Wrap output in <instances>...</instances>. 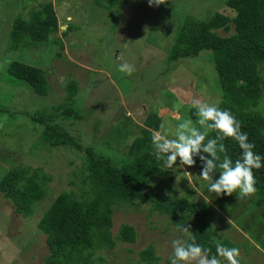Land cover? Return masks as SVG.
<instances>
[{
	"label": "rangeland",
	"instance_id": "obj_1",
	"mask_svg": "<svg viewBox=\"0 0 264 264\" xmlns=\"http://www.w3.org/2000/svg\"><path fill=\"white\" fill-rule=\"evenodd\" d=\"M219 1L129 0L117 10L118 2L108 8V0H0V78L10 63L24 61L48 71L49 89L42 98L24 83L6 86L0 81V107L20 114L17 121L8 125L10 128L0 132V177L14 167L40 168L52 177L51 182L44 184L45 200L36 206L30 219L15 214L10 201L0 194V264H42L49 252L46 237L37 231L35 221L59 193L72 191L77 195L82 187L84 154L60 147L49 152L44 143L36 145L37 133H31L32 123L22 113L43 111L54 99L62 103L66 84L74 80L80 90L79 99L84 105L89 104V112L74 125L78 132L73 128L68 133L82 146L98 145V138L103 137L105 141L101 142L109 140L112 149L123 153L128 140L139 135L144 112L156 113L161 126L170 133L182 119H191L187 111L183 118L175 111L171 94L188 107H194V100L218 104L220 85L208 56L183 60L176 69L166 57L183 15L200 20L215 12L232 15ZM46 2H51L59 25V32L51 38L60 43L50 41L36 49L8 51L13 21L17 17L28 19L33 9ZM67 27L70 30L64 36ZM56 53L60 55L56 57ZM125 63L134 69L130 75L119 71ZM261 67L264 69V64ZM245 87L249 89L245 91L247 97L260 98L256 110L264 117L261 81L254 78ZM162 132L161 127L157 133ZM169 138L174 137L169 134ZM152 155L153 161L168 171L163 179L169 190L162 192L161 186L154 184L151 193L178 199L193 189V198L206 202L214 215L223 220H212V224L223 239L239 249L240 263L264 264V219L259 216V208L250 207L255 192L245 197H237L235 192L217 196L207 190L208 181L192 167L181 165L179 158L169 168L157 159L156 153ZM122 224L134 227L136 242L96 253L94 257L103 258L102 264H143L139 252L148 247L159 258L157 264H166L173 252L172 241L184 238V232H179L168 218L149 212L146 205L139 210L128 206L117 210L113 215V236Z\"/></svg>",
	"mask_w": 264,
	"mask_h": 264
},
{
	"label": "trees",
	"instance_id": "obj_2",
	"mask_svg": "<svg viewBox=\"0 0 264 264\" xmlns=\"http://www.w3.org/2000/svg\"><path fill=\"white\" fill-rule=\"evenodd\" d=\"M128 1L108 0L110 5L107 7L118 2L117 10H121ZM220 2L232 13L231 16L219 12L207 14L210 17L206 20L196 19L188 14L182 16L166 61L176 69L183 60H194L202 54L208 56L220 85L217 106L229 111L239 121L241 132L247 133L248 141L255 146L253 152L264 156V117L256 110L260 98L256 97L254 100L247 97L249 89L245 87L254 78L257 82L260 80L262 98L264 0ZM69 30L67 27L62 34L66 36ZM58 32L55 11L51 2H46L38 9H33L28 19L17 17L13 21L7 50L36 49L50 41L53 44L60 43V40L51 38ZM59 55L56 53V57ZM23 62L14 61L5 67L6 74L0 81L6 86L24 83L34 94L46 97L49 90L46 78L48 71ZM180 88L183 89L184 86ZM79 92L78 83L69 80L62 103L54 99V103L43 111L22 113L32 123L31 133H37L39 142L36 145L44 143L49 152L60 147L84 154L82 187L78 194L62 191L35 221L37 231L46 237L49 252L42 264H102L103 258L94 257L96 253L112 250L119 244H134L136 232L131 225L122 224L116 236L112 235L113 215L123 206L139 210L146 205L149 212L168 218L179 232H184L183 228H187L194 235L196 243L210 250L209 257L216 255L217 240L226 247H235L233 243L223 239L212 224V220H223L214 215L206 202L193 198V189H188L178 199L150 192L154 184H159L162 192L169 190L163 179L168 171L153 161L152 154L155 151L152 139L161 128V119L156 113L144 112L139 135L128 140L129 145L123 153L112 149L109 140L107 143L101 142L103 137L98 138V145L84 147L68 133V129L73 128L77 133L78 128L74 125L82 122L89 112V104L84 105L80 101ZM171 96L175 101V111H178L181 118L185 117L184 112L187 111L194 127L203 130L202 126L196 124L199 119L197 107H188L179 102L175 95ZM19 115V112L0 107V132L10 128L8 125L17 121ZM93 129H97L96 124H93ZM215 135L216 130H209L206 140L215 138ZM124 137L128 138V135L125 134ZM218 143H223L225 147V152L219 154L221 158L223 155L229 156L233 161L240 158L242 150L232 138ZM200 155L208 158V154L203 152L193 157L192 168L199 176L204 166L199 159ZM219 171L217 169L212 177L218 175ZM4 172L0 177L1 196L10 201L15 214L30 219L36 206L45 200L44 184L51 182L52 177L40 168L14 167ZM253 176L256 191L250 207L259 208V216L264 219V167L253 169ZM167 179L172 181L168 177ZM186 236L187 233L184 232V238ZM139 258L143 264L159 262L152 247L139 252ZM217 258L221 260V264H227L223 257ZM166 264H170V258L166 260Z\"/></svg>",
	"mask_w": 264,
	"mask_h": 264
},
{
	"label": "clouds",
	"instance_id": "obj_3",
	"mask_svg": "<svg viewBox=\"0 0 264 264\" xmlns=\"http://www.w3.org/2000/svg\"><path fill=\"white\" fill-rule=\"evenodd\" d=\"M133 67L127 63L119 66V71L130 75ZM197 107L199 119L196 124L202 126L203 130L192 126L191 119H184L175 125L169 133L165 128L164 132L153 136V149L157 159L163 160L164 164L171 168L179 158L181 165L192 167L193 157L203 152L208 154L206 159L200 155L203 162L200 177L208 181L207 190L215 192L217 196L221 193L231 196L234 192L237 197L249 196L256 191V183L253 176V169L264 167V156L253 152L255 147L248 141L247 133L241 132L239 121L227 110H221L216 105L193 101ZM209 130H216L215 138H208ZM169 134L174 138H169ZM232 138L241 151L239 159L233 161L229 156L219 154L225 152L223 141ZM206 141V142H205ZM220 169L218 179L212 180V174ZM187 233L185 238H178L172 241L173 252L170 257V264H221L217 257H223L227 264H240L239 249L236 247H226L221 241H215L216 255L209 257V249L195 242V237L187 228H183ZM191 241V242H190Z\"/></svg>",
	"mask_w": 264,
	"mask_h": 264
},
{
	"label": "water",
	"instance_id": "obj_4",
	"mask_svg": "<svg viewBox=\"0 0 264 264\" xmlns=\"http://www.w3.org/2000/svg\"><path fill=\"white\" fill-rule=\"evenodd\" d=\"M62 29H64V28H62Z\"/></svg>",
	"mask_w": 264,
	"mask_h": 264
}]
</instances>
